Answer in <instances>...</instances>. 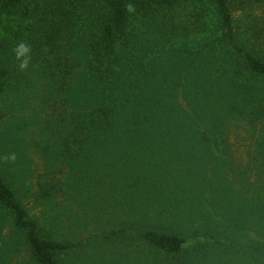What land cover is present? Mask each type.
Masks as SVG:
<instances>
[{
    "label": "rangeland",
    "instance_id": "374dc122",
    "mask_svg": "<svg viewBox=\"0 0 264 264\" xmlns=\"http://www.w3.org/2000/svg\"><path fill=\"white\" fill-rule=\"evenodd\" d=\"M54 1L59 9L49 15ZM78 4L41 0V16L0 21V176L28 219L42 237L71 246L61 264H167L170 256L135 237L147 230L187 237L189 248L198 250L193 264H264V117L255 123L248 118L264 115L261 104L245 101L233 113L215 110L210 148L181 136L172 141L165 124L150 118L137 128L125 124L131 111L147 113L154 100L201 116L212 104L219 106L220 91L202 90L196 67L188 70L184 63L193 58L200 27L209 26L202 9L189 4L160 13L137 0L130 33L145 53L146 71L133 77L135 90L124 83L127 103L117 134L88 146L75 134L87 101L69 95L70 86L81 83L83 68L79 57L66 55L73 38L65 45L61 40L56 53L37 47L54 28L66 24L68 34L77 31L86 16ZM256 8L255 0L230 2L241 47L264 60V45L253 38ZM20 42L31 49L23 71L14 54ZM257 89L242 99L256 94L257 102L264 101L261 85ZM12 154L14 161L8 159ZM201 227L213 233L206 247L200 245L202 231L196 238ZM119 230L128 234L104 239ZM0 264H34L23 236L3 214Z\"/></svg>",
    "mask_w": 264,
    "mask_h": 264
},
{
    "label": "trees",
    "instance_id": "16d2710c",
    "mask_svg": "<svg viewBox=\"0 0 264 264\" xmlns=\"http://www.w3.org/2000/svg\"><path fill=\"white\" fill-rule=\"evenodd\" d=\"M41 0H0V21L3 18L15 17L19 22L41 16L39 9ZM153 11H172L180 5L193 4L202 9V15L208 18L209 26L200 27L201 39L196 43L193 58L184 63L188 70L196 67L203 89L216 92L219 97V106L213 105L211 113L201 116L198 112L188 114L187 111L175 112L165 100H154L155 107L147 103L144 108L147 113L137 110L126 116L125 124L137 128L147 123L149 118L154 122L165 124L167 138L178 141L179 137L191 140L195 144L209 147L213 145V133L210 126L213 124L215 110H228L230 113L241 108L243 102L261 104L264 111V101L257 102L256 94L250 95L247 100L242 99L261 85L264 98V60L255 56L252 51L241 47V41L236 31L230 9L232 0H144ZM235 1V0H234ZM249 4V0H244ZM71 2V1H70ZM78 9L86 14L85 21L81 22L76 32L68 34L66 24L63 29L50 30L42 42L40 50L47 48L53 53L57 52L59 42L65 45V40L73 38V44L65 47L66 55L79 57L83 68L80 72L81 83L70 86L71 98L80 96L86 100L87 113L81 118L78 142L93 145L113 138L116 127L122 125L118 115L127 103L125 98V82H130L131 90L138 88L133 77L139 78L146 71L144 64L145 53L136 47L131 38V19L136 9L137 0H78ZM259 15L255 21L253 35L256 43L264 45V0H255ZM59 7L55 1L48 4L47 13L51 15ZM68 12L74 10L68 9ZM41 20V19H40ZM243 44V43H242ZM260 44V45H261ZM63 45V44H62ZM64 57V56H63ZM58 63L59 59H58ZM78 64V63H77ZM211 74V78L208 75ZM205 77V78H204ZM254 81V85H249ZM256 83V84H255ZM258 84V85H257ZM215 85V86H214ZM124 90V91H123ZM67 92V91H66ZM242 99V100H241ZM169 100H171L169 98ZM217 104V103H216ZM179 107V106H177ZM150 108V109H149ZM167 108L165 111H163ZM163 111V112H162ZM180 111V110H179ZM162 112V113H161ZM263 113V112H262ZM160 114V115H159ZM220 116V115H219ZM222 116V115H221ZM260 117L250 115L253 123L260 121ZM140 120V121H139ZM139 124V125H138ZM164 126V125H163ZM175 127L183 132L177 136L170 132ZM207 131V134L206 132ZM0 214L12 223L14 229L23 236L28 254L34 264H61V256L71 248L70 245L44 238L39 234L37 224L27 217V213L17 200L13 191L4 184L0 176ZM207 229L208 232L203 231ZM196 233L203 232L205 236L200 241L201 246L211 245L213 233L209 228L196 229ZM199 233V234H200ZM128 234L126 230L113 231L104 237L105 240ZM197 234L196 238H198ZM218 235L219 232L217 233ZM215 235V234H214ZM135 237L144 243L151 251L161 255L170 256L168 263L193 264L198 250L189 248L191 244L187 237L167 234L156 230L137 232ZM214 238V236H213ZM216 238V236H215ZM215 242V241H214ZM205 247H200L205 250ZM206 259V258H205Z\"/></svg>",
    "mask_w": 264,
    "mask_h": 264
},
{
    "label": "clouds",
    "instance_id": "9594fccd",
    "mask_svg": "<svg viewBox=\"0 0 264 264\" xmlns=\"http://www.w3.org/2000/svg\"><path fill=\"white\" fill-rule=\"evenodd\" d=\"M30 53H31L30 46H28L26 43L20 42L18 45H16L14 49V54L16 60L19 61L18 68L20 71H23L28 67L30 62ZM8 159L14 161L15 155L14 154L10 155Z\"/></svg>",
    "mask_w": 264,
    "mask_h": 264
}]
</instances>
